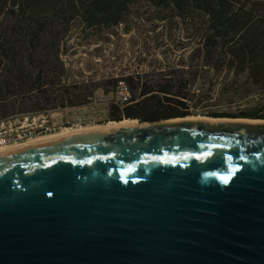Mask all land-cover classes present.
Returning a JSON list of instances; mask_svg holds the SVG:
<instances>
[{"label":"water","instance_id":"obj_1","mask_svg":"<svg viewBox=\"0 0 264 264\" xmlns=\"http://www.w3.org/2000/svg\"><path fill=\"white\" fill-rule=\"evenodd\" d=\"M167 120L0 155V264H264V122Z\"/></svg>","mask_w":264,"mask_h":264},{"label":"trees","instance_id":"obj_2","mask_svg":"<svg viewBox=\"0 0 264 264\" xmlns=\"http://www.w3.org/2000/svg\"><path fill=\"white\" fill-rule=\"evenodd\" d=\"M150 1L172 14L170 18L182 23H192L189 28L191 33L187 37H194L197 47L188 56L181 55L178 62L169 65L167 70L153 69L149 72L124 74L123 79L131 90V100L122 110L117 105L112 106V122L125 119L157 122L191 115L190 109L196 104V94L206 85H209L210 91V86H214L213 80L209 78L212 68L216 71V76L224 70L227 75L233 71L235 75H244L247 81L261 82L264 85V20L254 16L246 2ZM133 2L134 0H0V78L5 85L4 89L0 87V104L6 105L10 98L15 105L18 95L8 92V89L17 82L23 84L32 78L25 70L16 69L17 59L24 55L14 51L15 42L28 43L29 48L35 51L31 56L35 57L39 44L47 35L62 34L60 30L56 32L53 28L58 23L69 24L76 21L82 29L116 27L125 23ZM197 19L199 27H194ZM4 21H8L5 26ZM56 37L53 35L51 41H60ZM53 46L58 47L57 44ZM56 56H59V49ZM203 69L204 72L201 73ZM49 76L53 79L54 72ZM32 79L33 83H37L38 89L42 84L43 87L49 85L45 82L43 69H39ZM108 82L115 86L117 78H108ZM71 87L74 90L67 88L62 92V97L49 98L48 102L52 101L50 105L56 108L58 101L64 103L62 100L65 99L71 106H80L92 97L95 89H104L105 85H99L96 81L92 89L83 83H76ZM231 87L230 82H224L221 91L229 92ZM46 110L47 108L40 107L37 103V108L19 113L31 114ZM17 113L3 111L0 120ZM242 114L243 117L261 118L258 112ZM211 116L232 117L221 113H212ZM35 119L37 117L34 116L31 120ZM20 121L26 122L29 118L24 117Z\"/></svg>","mask_w":264,"mask_h":264},{"label":"rangeland","instance_id":"obj_3","mask_svg":"<svg viewBox=\"0 0 264 264\" xmlns=\"http://www.w3.org/2000/svg\"><path fill=\"white\" fill-rule=\"evenodd\" d=\"M241 2H246L252 14L264 20V0ZM171 15L150 0H134L125 23L116 27L82 29L76 21L69 24L58 23L53 28L56 32L60 30L62 34L53 35L58 36L60 41H51L53 35H47L39 44L35 57L31 56L35 51L29 48L28 43L15 42L14 51L24 55L17 59L16 69L25 70L32 78L39 69H43L45 82L49 85L43 87L42 84L38 89L37 83H33V79L29 78L23 84L17 82L15 86H11L8 92H15L18 101L14 105L8 98L6 105L0 104V118L3 111L18 112L10 117L21 116V120L27 117L28 113L19 112L37 108V103L47 110L73 107L64 99V103L59 100L55 108L50 105L52 101L48 102V99L54 96L62 97V92L67 88L73 91L71 86L76 83H83L89 89L94 88L96 81L99 85H105L104 89L97 88L92 94L102 102L112 96L111 91L115 87L112 82H108V78L114 77L118 80L128 73H143L153 69L167 70L169 65L178 62L181 55L186 57L197 47L195 38L187 37L191 33L189 28L192 23H182L178 19L170 18ZM162 18L164 20H161ZM4 23L5 26L8 21ZM194 27H199L198 19ZM262 27L264 29V22ZM54 44L58 47L53 46ZM58 49L59 56H56ZM53 72L52 79L49 75ZM209 78L213 80L214 86H210V91L209 85H206L196 94V104L190 109L191 115L188 116L213 117L212 113H221L232 117L213 118L264 120L263 83L247 81L244 75H235L233 71L227 75L224 70L216 76L214 68L210 69ZM222 81L232 84L229 92L221 91ZM0 87L5 88L2 78ZM252 112H258L261 118L242 116V113ZM34 116L37 117L35 120L44 118L43 114H33L28 118L32 119ZM16 120L18 119L12 121L13 124L24 122H15ZM112 121L114 120L110 122Z\"/></svg>","mask_w":264,"mask_h":264},{"label":"built area","instance_id":"obj_4","mask_svg":"<svg viewBox=\"0 0 264 264\" xmlns=\"http://www.w3.org/2000/svg\"><path fill=\"white\" fill-rule=\"evenodd\" d=\"M112 96L102 102L96 96L89 97L88 101L80 106L57 108L28 114H43L44 118L15 123L14 119L21 116L9 117L0 120V150L17 146L16 138H23L25 134H34V139L56 134L67 128L91 127L111 121V108L117 105L121 110L130 103L131 90L123 78L118 79L111 91ZM110 118V119H109Z\"/></svg>","mask_w":264,"mask_h":264},{"label":"bare ground","instance_id":"obj_5","mask_svg":"<svg viewBox=\"0 0 264 264\" xmlns=\"http://www.w3.org/2000/svg\"><path fill=\"white\" fill-rule=\"evenodd\" d=\"M28 118V117H27ZM219 120H231V121H247V122H251V123H258V122H264V120L261 119H216V118H212V117H205V116H199V115H194V116H187V117H182V118H172L169 119L165 122H184V121H213V122H217ZM145 123V122H144ZM142 123H140L138 120L136 119H125L121 122H107V124L105 123L104 125H94L91 127H82V128H67L65 130H62L56 134H52V135H47V136H43V137H39V138H35L34 139V134H25L23 138H16V145L17 146H12V147H8L6 149H1L0 150V155L12 152L13 150H16L18 148H22L31 144H37L40 142H44V141H48V140H52L54 138L57 137H61V136H66V135H71V134H76V133H80V132H89V131H97V130H112V129H116L119 127H125V126H138L141 125Z\"/></svg>","mask_w":264,"mask_h":264}]
</instances>
